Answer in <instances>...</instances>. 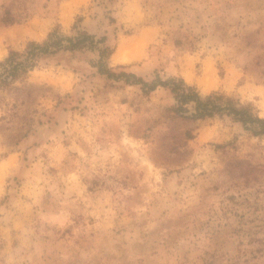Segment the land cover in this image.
<instances>
[{
    "label": "rangeland",
    "instance_id": "obj_1",
    "mask_svg": "<svg viewBox=\"0 0 264 264\" xmlns=\"http://www.w3.org/2000/svg\"><path fill=\"white\" fill-rule=\"evenodd\" d=\"M55 29L97 47L0 82V264H264V134L137 78L264 117V0H0V62Z\"/></svg>",
    "mask_w": 264,
    "mask_h": 264
},
{
    "label": "trees",
    "instance_id": "obj_2",
    "mask_svg": "<svg viewBox=\"0 0 264 264\" xmlns=\"http://www.w3.org/2000/svg\"><path fill=\"white\" fill-rule=\"evenodd\" d=\"M6 21L11 23L13 18L7 16ZM95 37L88 35L85 32H77L76 36H65L61 34L60 30L55 29L49 33L48 38L42 43L31 41L27 44L24 51L12 50L8 57L0 62L3 66L4 74L0 75V82L4 84H11L19 76L26 74L29 70L34 68L42 54L56 53L60 50H76L80 48L97 47ZM177 44H180L177 41ZM100 49V71L102 73H111V70L105 68L103 59L110 54L108 47ZM109 74V75H111ZM124 75L137 77L133 73L123 72ZM138 82L143 84V90L151 92L158 86L163 85L169 87L178 100L176 112L180 113L182 117L194 120L213 116L215 114L232 115L235 120L240 121L246 130H249L255 135L264 134V117H260L252 108L251 105H243L238 100L221 94L219 92L211 93L202 98L197 92L196 88L185 83L183 79L176 81L154 80L152 82L145 81L142 77H137ZM129 80V79H128ZM194 102V113L190 116H185L181 112L188 110L187 104Z\"/></svg>",
    "mask_w": 264,
    "mask_h": 264
},
{
    "label": "bare ground",
    "instance_id": "obj_3",
    "mask_svg": "<svg viewBox=\"0 0 264 264\" xmlns=\"http://www.w3.org/2000/svg\"><path fill=\"white\" fill-rule=\"evenodd\" d=\"M208 71V70H207ZM206 79V78H205ZM207 84V83H206Z\"/></svg>",
    "mask_w": 264,
    "mask_h": 264
}]
</instances>
